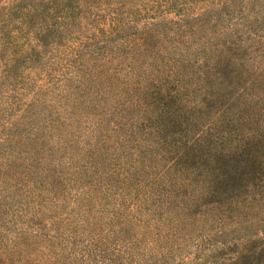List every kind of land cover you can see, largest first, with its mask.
Returning a JSON list of instances; mask_svg holds the SVG:
<instances>
[{
    "label": "rangeland",
    "instance_id": "rangeland-1",
    "mask_svg": "<svg viewBox=\"0 0 264 264\" xmlns=\"http://www.w3.org/2000/svg\"><path fill=\"white\" fill-rule=\"evenodd\" d=\"M231 119L264 129V0H0V264H208L258 238L263 198L209 194L247 185L211 183L244 172L210 158Z\"/></svg>",
    "mask_w": 264,
    "mask_h": 264
},
{
    "label": "trees",
    "instance_id": "trees-1",
    "mask_svg": "<svg viewBox=\"0 0 264 264\" xmlns=\"http://www.w3.org/2000/svg\"><path fill=\"white\" fill-rule=\"evenodd\" d=\"M244 121L249 120L245 119ZM227 123V131L223 133L222 139L220 140L223 142L219 146H222L227 138L231 139V142L227 146L224 145L221 150L216 151V155L213 154L210 156L214 162L212 164L225 162V165L232 169L244 167V172L241 173V177L239 178L229 177L228 179H222L223 176L219 174H212L211 183H214V185L217 183H247V185L243 186V190L245 191L241 190L240 195L236 193L230 195L232 190L236 192L235 187H226L224 191L214 189L209 194L215 197L219 204H224L225 207H230L231 204L237 202L241 206L251 209L254 202L261 201L259 198L264 199V129H260V131L252 130L251 132L243 131L242 133V126L239 128L235 127L234 119H231ZM229 146L232 149H227ZM187 169L188 167L182 166L178 171H186ZM230 174L232 175V173ZM238 197L243 198L244 201L240 203V200H237ZM217 201L215 202L218 203ZM244 226L239 225L232 232L242 231V233H245L247 227L245 228ZM259 233L260 236L258 238H253L248 235L246 236L247 239L242 236L235 238L236 241H240L243 244L237 245L236 249H230V253L223 251L222 253L214 254L208 264H264V232L259 231ZM202 249L203 247L199 251L201 252ZM232 252H236L238 256L232 257ZM200 258L203 259V257Z\"/></svg>",
    "mask_w": 264,
    "mask_h": 264
}]
</instances>
